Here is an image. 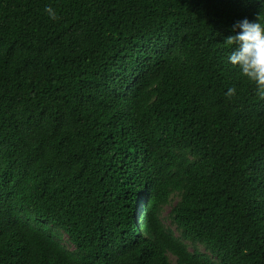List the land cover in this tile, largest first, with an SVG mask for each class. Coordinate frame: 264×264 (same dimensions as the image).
<instances>
[{
	"label": "trees",
	"instance_id": "trees-1",
	"mask_svg": "<svg viewBox=\"0 0 264 264\" xmlns=\"http://www.w3.org/2000/svg\"><path fill=\"white\" fill-rule=\"evenodd\" d=\"M258 14L0 0V264H264V99L225 43Z\"/></svg>",
	"mask_w": 264,
	"mask_h": 264
},
{
	"label": "clouds",
	"instance_id": "clouds-1",
	"mask_svg": "<svg viewBox=\"0 0 264 264\" xmlns=\"http://www.w3.org/2000/svg\"><path fill=\"white\" fill-rule=\"evenodd\" d=\"M44 11L53 20L59 18L50 5H46ZM233 31L235 34L225 39L227 45L235 46L228 57L229 62L256 85L258 96L264 99V23L261 22L260 14L255 21L247 18L237 21ZM235 94L234 86L225 93L229 98Z\"/></svg>",
	"mask_w": 264,
	"mask_h": 264
},
{
	"label": "rangeland",
	"instance_id": "rangeland-1",
	"mask_svg": "<svg viewBox=\"0 0 264 264\" xmlns=\"http://www.w3.org/2000/svg\"><path fill=\"white\" fill-rule=\"evenodd\" d=\"M168 210H169V207H167V208L165 209V213H166Z\"/></svg>",
	"mask_w": 264,
	"mask_h": 264
}]
</instances>
